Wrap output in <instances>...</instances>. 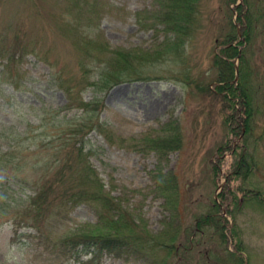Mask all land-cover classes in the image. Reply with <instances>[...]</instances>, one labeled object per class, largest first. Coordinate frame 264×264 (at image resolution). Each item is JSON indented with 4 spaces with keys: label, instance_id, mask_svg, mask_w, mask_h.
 I'll use <instances>...</instances> for the list:
<instances>
[{
    "label": "rangeland",
    "instance_id": "rangeland-1",
    "mask_svg": "<svg viewBox=\"0 0 264 264\" xmlns=\"http://www.w3.org/2000/svg\"><path fill=\"white\" fill-rule=\"evenodd\" d=\"M239 1L228 4L229 0H200L198 29L184 40V52L179 61L170 57L150 62L141 71L142 76L102 92L88 82L74 89L83 101L101 102L99 119L116 135L114 144L94 130L84 138V149L89 151L90 161L106 183V189L111 190L136 221L143 222L151 233L164 234L170 228L177 231L174 246L186 244L191 235V239L198 237L192 234L193 219L207 213L213 201L221 208L219 215L227 217L218 193L226 182L224 172L229 167V152H226L228 157L217 184L213 181L209 162L218 144L227 137L223 120L229 110L223 100L224 94L213 90L215 75L210 59L215 42L229 20L226 15ZM100 2L87 34H102L112 48L143 49L153 54L161 53L167 44L177 40L166 32L163 24L146 18L159 8L156 0ZM68 8L65 0H0V34L6 36L8 42L19 34L27 48V53L21 56L14 69L19 78L16 88L12 83L1 81L6 58L0 56V156L11 143H15V154L28 162L23 171L27 181L14 176L12 165L0 171L3 177L0 190L6 197L4 202L12 201L19 207L36 187L33 179L38 173L31 170V164L39 157L36 144L47 146L49 135L58 131L56 125L60 119L64 126L66 120L83 113L78 106L65 108L69 96L60 79L56 78L57 72L61 71L62 79L75 86L81 74L77 51L55 25L57 21L72 20ZM36 52L45 59L37 57ZM51 63L55 64L54 68ZM235 64L238 65V59ZM250 66L254 78L262 81L259 99L263 102L264 21L258 26ZM89 68V77L93 81L98 75V64L92 63ZM185 73L192 80L191 86L183 81ZM168 122L180 125L183 143L162 160L154 151L124 147L118 143V137L136 141L162 134V127ZM262 146L264 141L260 144L264 157ZM158 166L162 172L177 175L180 189L177 212L165 208V198L155 187L153 171ZM256 179V188H263L264 168ZM227 219L230 225L235 222L241 237L242 251L237 253L241 255L240 264H264V214L243 207L235 213V219L231 216ZM97 221L95 208L83 203L67 214L51 218L47 227L51 236L56 238L76 229H92ZM36 234L31 227L16 230L11 215L0 211V264H87L88 256L74 259L53 254L44 248L45 241L35 237ZM220 240L215 234L199 239L198 244L191 242L189 248L179 249L181 261L170 258L169 264H233L229 254L232 246L226 250ZM230 243H235L231 235ZM163 255L165 251H158L157 257ZM236 261L234 264H239V260ZM99 264L150 263L104 254Z\"/></svg>",
    "mask_w": 264,
    "mask_h": 264
},
{
    "label": "trees",
    "instance_id": "trees-1",
    "mask_svg": "<svg viewBox=\"0 0 264 264\" xmlns=\"http://www.w3.org/2000/svg\"><path fill=\"white\" fill-rule=\"evenodd\" d=\"M156 1L159 8L152 16L146 18L153 20L154 23L163 24L166 32L173 34L177 39L167 44L161 53L152 54L136 48H112L103 39L102 34L89 36L87 30L90 29L93 13L101 5L99 0H65L72 20L55 23L77 51L81 71L80 79L75 86H70L62 79L61 71L57 72L56 78L60 79L69 96L65 108L78 106L82 108L83 113L79 117L66 120L64 126L60 119V123L56 125L58 131L49 135L47 146L36 144V153L39 157L31 162V170L38 173L33 179L36 187L33 194L28 195L25 201H21L23 206L19 207L12 201L4 202L5 195L0 190V211L11 215L16 230L22 227L34 228L37 233L34 236L42 242L45 241L44 247L52 253L74 259L89 256L87 264H99L104 254L155 264L160 248H166L164 251L168 257L173 254L171 248H176L174 241L177 231L170 228L164 234L151 233L146 227L137 224L136 219L122 206L118 198L106 189L104 180L90 161L89 151L84 149V138L90 131L95 130L107 142L114 144L116 135L99 119L101 102L83 101L74 90L83 82H88L95 90L102 92L113 85L142 76L141 71L150 62L170 57L173 60H180L184 52V40L198 29L199 0ZM230 2L236 0H229L228 4ZM235 6L237 20L235 23L230 20L223 28L212 52V68L215 71L213 90L217 94H224L223 100L229 113L223 120L227 127V137L218 144L209 162L213 181L217 184L221 168L227 157L230 158L229 167L224 172L226 182L218 194V199L224 205L227 215L233 219L235 213L243 207L264 213V186L261 189L255 186V180L264 168V157L260 147L264 141L262 132L264 125H260L264 124V119H261V116L264 117V99L260 102L262 81L254 78L250 66L258 26L264 21V0H241ZM51 15L56 17L55 14ZM138 20L141 22L140 17H137ZM20 37L16 34L13 41L8 42L6 36L0 34V56L6 58L1 81L12 83L15 87H18L19 78L14 69L21 56L27 53L26 45L21 42ZM35 55L42 60L45 59L37 52ZM149 56L152 58L148 59ZM234 57L239 59L236 67L230 60ZM92 63L98 64V75L93 81L89 77L91 72L89 65ZM52 66L54 68L55 64ZM235 68L238 71L237 80ZM183 81L189 86L192 85V80L186 73L183 75ZM206 88L209 90L208 86ZM135 140L118 137L120 146L154 151L162 160L169 152L182 146L183 135L179 124L168 122L162 127V134ZM14 144L11 143L0 156V171L12 165L14 176L21 181H27L23 171L28 162L15 154ZM262 148L264 149V146ZM226 152H229L228 156ZM153 178L157 191L169 203L179 200L180 189L175 173L162 172L161 166H158L157 170L153 171ZM2 180L3 177L0 175V185ZM83 203L93 206L96 210L98 221L92 225V229H76L70 234L53 238L47 227L49 220L67 214ZM220 212L219 204L213 201L206 214H200L195 218L194 227L203 232L204 226L213 230L220 241L224 242L226 250L228 246H232L229 254L233 261L230 262L234 264L239 260L240 264L241 255L237 253L241 251L242 241L238 229L235 222L230 225L227 217L219 215ZM230 235L235 241L233 245L230 243Z\"/></svg>",
    "mask_w": 264,
    "mask_h": 264
},
{
    "label": "bare ground",
    "instance_id": "bare-ground-1",
    "mask_svg": "<svg viewBox=\"0 0 264 264\" xmlns=\"http://www.w3.org/2000/svg\"><path fill=\"white\" fill-rule=\"evenodd\" d=\"M235 7L236 6H233V7H231L230 9H229V13L226 15L227 17H229V20L227 19V22H226V25H227V23L231 20L232 22H236V20H237V11L235 10ZM198 13H199V17H200V15H201V11H200V0H199V8H198ZM201 20V19H200ZM225 25V26H226ZM224 26V27H225ZM223 27V28H224ZM237 31H238V33H239V27H237ZM213 56V55H212ZM212 56H211V59H210V63H211V68H212ZM236 59H238V57L237 58H233V59H230V60H232L233 62H234V65H235V62H236ZM238 62H239V59H238ZM213 69V68H212ZM213 72H215L214 71V69H213ZM112 87V86H111ZM110 87V88H111ZM110 88H108V89H110ZM261 119H264V117L263 116H261ZM262 122V121H261ZM162 196V195H161ZM165 198V197H164ZM180 200V199H179ZM179 200H175V201H173V202H171V203H169L167 200H166V198H165V201H166V206H165V208L167 209V210H173V211H175V212H177V210H178V205H179ZM120 203H121V201L120 200H118ZM122 204V203H121ZM122 206H123V204H122ZM124 207V206H123ZM206 214V213H205ZM264 214V213H263ZM195 218H197V216L195 217ZM195 218L193 219V224H192V234H195V235H201V232H203L202 230H198L196 227H194V221H195ZM137 224H139L141 227H146V225L143 223V222H136ZM204 230H205V232H203L202 233V235L201 236H198L197 238H192L191 239V236L189 237V239H188V241H187V243L185 244H182V245H178L176 248H171L172 250H173V254H172V256H170V257H168L167 256V254H166V251H165V255H163L162 257L160 256V257H157V262L155 263V264H169L171 261V259L170 258H173L174 259V261L175 262H180L181 261V259H182V256L180 255V252H179V249H185V247L186 248H189L190 247V245H191V242H195V243H199V239H203V238H205L206 236L207 237H210V236H213V235H215V233L213 232V230H211L210 228H208L207 226H204ZM235 244V243H234ZM224 245V244H223ZM241 245H242V243H241ZM240 245V246H241ZM225 246V245H224ZM239 246V247H240ZM229 247V246H228ZM166 248H160L159 249V251L160 250H162V251H164ZM241 251H242V248H241ZM174 264V263H173Z\"/></svg>",
    "mask_w": 264,
    "mask_h": 264
}]
</instances>
